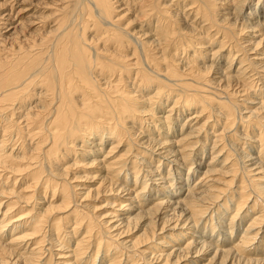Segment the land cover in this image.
<instances>
[{
    "label": "bare ground",
    "instance_id": "obj_1",
    "mask_svg": "<svg viewBox=\"0 0 264 264\" xmlns=\"http://www.w3.org/2000/svg\"><path fill=\"white\" fill-rule=\"evenodd\" d=\"M169 1V5L173 2L182 8L184 17H194L189 24L199 18L200 26L205 27L206 32L225 19L221 14L226 12L221 11L218 17L215 16L219 12H210L212 6L209 1L208 6L206 1L200 0ZM229 1H234V8H239L244 0ZM168 4L165 5L163 0H0V177L4 175L3 171H25L18 191L14 187L16 177L8 185L5 183L9 176L1 178L0 194L9 197L5 201L2 200L3 196L0 197V207H4L0 210V264H93L96 257L99 258L98 264H264V141L260 130L264 129V94L253 91V97L244 101L249 106L241 107L240 111H237L232 98L233 93L245 90L242 87L253 89L257 85L256 78H264L258 74L262 67L264 69V63H261L264 52H257L260 55L257 58H250L249 55L264 40V17L257 24L251 22L253 26L246 24L245 27L239 26L236 32L229 30L237 36L244 29L249 30L246 34L248 38L239 40L236 46L226 45L228 32L219 33L217 48L211 53L213 55L227 46L228 62L241 48L244 50L245 41H253L246 49L249 54L239 57V64L231 75L223 73H227L226 69L221 75L210 78L217 77V82L230 77V80L239 83L245 81L241 89L224 91L228 87L226 85L220 88L212 86L213 91H210L207 89L211 86L206 82L212 84L213 81L194 68L192 57L197 54L196 51L205 49V41L194 43L196 45L192 46L191 51L195 54L188 56L190 60H179L182 63L180 70L177 64L171 68L165 62V52L170 46H175L174 53L181 50V54L188 46H176L183 38L180 34L184 31L175 35L176 23H172L174 21L171 19L170 22L167 17L171 14L166 9ZM261 7L258 9L263 10ZM140 16L145 20L144 25L153 21V26L147 27L148 31L140 30L143 23L136 22ZM218 31L219 28L209 36L206 40L208 44L215 39L212 37L217 38L215 34ZM125 47L129 49V55L122 54ZM126 57L133 62L128 63ZM139 61L143 66L134 68L133 64ZM160 61L163 66L158 69ZM131 65L135 71H132L130 86L143 89L144 86H153L152 79L157 80L152 92L144 97L148 103H153L155 100L152 99L162 95L167 99L170 96L168 87H193L191 93H184L181 100L179 95L175 97L168 105L166 114L156 118L158 126L165 130L162 136L166 137L159 135L153 124L152 129L156 128L154 138L147 133L148 137L143 135L138 141L140 147L157 156L158 162L161 158L180 165L200 153L201 148H197L199 144L202 143L204 147L206 142H211L208 148L205 147L211 155L210 161L201 164L194 160L196 169L186 167V172L191 169V174L200 173V177L196 176L198 178L192 184L187 183L186 178L185 193L176 190L183 186L172 185L183 182L180 173L173 171L171 177L169 168L166 172L156 169L159 167L152 168L144 159L148 157L151 160L150 153L137 150L141 156L135 151L138 154L134 153V158H127L131 152V136L138 132L134 129L129 134V129L134 126H131L134 120L139 122V127L142 121L141 116H137L135 106L138 96H133L137 93L136 89L132 91L130 88L129 91L126 89L128 84H124L127 77H123L124 71L128 72ZM179 78L183 79L181 83L178 82L181 80ZM163 81L169 85L166 90ZM208 105L217 114L212 127L210 113L203 122H198L205 110L209 112ZM190 108L194 109L180 127L172 129L168 136L173 120L182 114L181 111ZM126 120H129V126H126ZM234 121L240 126V137L245 135L247 129H258L256 136L254 134L247 139L256 143L258 148L252 154L236 156L237 162L230 161L231 154L225 147L230 144L225 142L235 136L236 131L231 133ZM209 127L210 130H207ZM93 130L96 133L100 130L97 135H102L106 130L114 138V144L111 142L109 148L98 155L97 149H91L89 143L83 140L84 137L89 138ZM26 137L30 139L28 152L23 150L25 146L22 149L19 147L16 155L11 153L14 145L10 151L4 149L8 140L16 142ZM99 140L101 142L96 144L100 150L102 139ZM124 141L126 144L122 152L118 155L113 152L114 155L110 156L114 146ZM62 161L63 166H58ZM218 163L221 167H215ZM163 164L166 166L168 163ZM84 165L96 167L95 172L103 173L84 175L90 181L92 177L98 178L94 188L81 184L69 185L67 179L63 180L69 167ZM53 170L57 171L56 175ZM129 170L130 174H134L133 183H129L127 178ZM121 173L123 176H120ZM214 173L230 174L228 180H224L214 177ZM147 181L153 184L148 190ZM37 185L40 189L35 188ZM47 191L51 193L49 200ZM35 192L39 196H35L39 201L38 206L32 204ZM100 193H113L114 201L116 198L124 199L117 204L113 201V207L107 212L92 216L84 210L90 206L82 203V200L89 194L97 196ZM79 196L81 201L78 200ZM231 198L236 200L232 203L234 208L228 222L216 219L217 224L212 225L211 222L208 227L204 225L206 233L198 230L207 212L209 216L211 212L221 214V205L226 206V201ZM141 203L148 206L141 207ZM58 209L63 211L61 216L55 214V211H60ZM246 217L243 231L232 236V221L237 219L235 227L241 228ZM154 221L159 224V231L170 226L169 231L157 237L154 245L137 247L140 239H151L156 233ZM137 222L139 225H136ZM130 223H134L131 231L140 232L132 240L122 239L121 236L118 239L121 233L129 229ZM221 232L229 238H222ZM4 233H10L6 239ZM216 235L218 237L214 239ZM45 241L48 247L43 246ZM170 242L176 244L171 245ZM86 250L91 252L88 256L85 255Z\"/></svg>",
    "mask_w": 264,
    "mask_h": 264
},
{
    "label": "rangeland",
    "instance_id": "obj_2",
    "mask_svg": "<svg viewBox=\"0 0 264 264\" xmlns=\"http://www.w3.org/2000/svg\"><path fill=\"white\" fill-rule=\"evenodd\" d=\"M27 2H29V0H26ZM44 1H46V0H44ZM190 0H186L185 2H189ZM197 1V0H196ZM201 2H205L206 1V3H207V6H208V1L210 2L209 3V5L210 6H212L211 7V11L210 12H212V13H216V12H219L218 13V15L217 16H215V17H218V16H220V14H221V11L224 13V12H226V13H224L223 15L221 14V17L223 16V17H225V19L224 20H222L220 23H217V24H214L213 25V27H211L210 29H209V31H205L204 30V28L205 27H203V26H200V24H201V22H199V18H197V19H195L193 22H191V24H189V22L190 21H192L193 19H194V17L192 16V15H189V16H187V17H184L185 15H184V11L182 12L181 11V9L182 8H180L179 6H177V5H175L173 2L171 3V5H169L168 3H170V1L169 0H163V2L165 3V5H166V3L169 5H167L166 6V9L168 10V11H170V15L172 16V14H173V16L171 17L170 15H167V17H168V19L170 20H173L174 22H172V23H176L175 24V26H176V28H175V35L176 34H178L179 32H181L182 33V31H184L182 34H180V35H182V39L178 42V44L176 45L177 47H179V46H182V47H185V46H187V47H185V49H184V52H182V54H181V50H179V52H178V50H177V53H174L175 52V50H174V47L175 46H173V47H171L170 46V48H168L167 50H166V52H165V55H166V60H165V62H166V64H169L170 65V67L171 68H173L174 67V65H176L177 64V68H179L178 70H180V66L182 65V63L179 61V60H188V58H189V60H190V57H188L190 54H195V53H193L191 50H192V46H195L196 44H194V43H197V42H199L200 43V41L201 42H204V46H205V49L204 50H200V49H198V50H200V51H196V53L197 54H195V56L193 55L192 57H193V60H194V68H196V69H198L204 76H206L205 78L206 79H210L212 76H216V75H218V74H222V71H224V70H228L227 71V73H226V71L225 72H223V73H225V74H228V75H231L232 73H233V70H235L236 69V67H237V65L239 64L238 63V60H239V57H241V55H248L249 54V51H246V49L248 48V47H250V45H251V43H252V41H253V39H250L249 40V42H247V41H245L246 43H244L245 44V48H244V50L241 48L240 49V51L237 53V55L234 57V56H231L232 57V60L230 61V62H228V60H229V58H227L226 59V55H227V46H226V49L224 48L222 51H220V50H218V51H215L214 53H213V55H212V53H211V51L213 52V50H216V48H217V39H218V37L220 36V34L219 33H222V32H228V40H227V42H226V45H227V43L228 44H231V45H235L236 46V43H238V41L240 40L241 41V39H242V41L243 40H246V38H248L247 36H246V34H248V29H244V31L242 32V34L241 35H234V34H232L229 30H231V31H233V32H236L237 31V29L239 28V26H244L245 27V25L247 24V25H249V26H253L254 24H251V22L252 23H255V24H257L258 23V21H260L263 17H264V0H244L243 1V4L241 5V7L239 6V8H234V7H236V4H235V2L234 1H229V0H200ZM40 2H41V0H40ZM176 2V1H175ZM47 3V2H46ZM260 6H263V7H261V8H263V10H259L258 8L260 7ZM203 7V6H202ZM204 8V7H203ZM220 8V9H219ZM219 9V10H218ZM216 11V12H215ZM187 12V11H186ZM249 12H252V13H249ZM258 13V14H257ZM40 14H42V13H40ZM47 14V13H46ZM255 14V15H254ZM139 16V15H138ZM228 16V17H227ZM142 18L143 17H138V19H137V21L136 22H140V23H143V26L140 28V30L143 32V31H148V29H147V27L149 26V27H152L153 26V21L152 20H150L149 21V25L148 24H145L144 25V23H145V20H142ZM240 19V20H239ZM78 20V19H77ZM171 20H170V22H171ZM181 20V21H180ZM79 21V20H78ZM199 22V24L197 25V23ZM249 23V24H248ZM230 24V25H229ZM136 25V24H135ZM171 25V24H170ZM246 25V26H247ZM146 27V28H145ZM227 27V28H226ZM137 28H139V26H137ZM145 28V29H144ZM218 28H219V31H218V33H216L215 35H217V38L216 37H212V38H215V39H213L212 41H211V43L210 44H208L207 42H206V40L209 38V36L210 35H212V33H214L215 31H217L218 30ZM147 29V30H146ZM178 31H177V30ZM217 29V30H216ZM201 31V32H200ZM203 33V34H202ZM192 34V35H191ZM184 35V36H183ZM214 35V36H215ZM185 36H186V38H185ZM188 36V37H187ZM185 39V40H184ZM184 41V42H183ZM194 41V42H193ZM197 41V42H196ZM254 41H256V40H254ZM184 43V44H183ZM243 44V45H244ZM247 44V45H246ZM253 45V44H252ZM125 49H127V50H125ZM211 49V50H210ZM123 50H125V51H123ZM129 49L127 48V47H125L124 49H122V54L124 55V54H127V55H129V51H128ZM171 52H170V51ZM208 50V51H207ZM128 51V52H127ZM218 52V53H217ZM243 52V53H242ZM257 52H264V40L262 39L259 43H258V46H256V48H254L253 49V51L252 52H250V58H252L253 56L255 57V58H257V57H259L260 55H258V54H256ZM174 53V54H173ZM137 54H138V52H137ZM180 55H182L181 57H180ZM199 55V56H198ZM215 55V56H214ZM186 56V57H185ZM257 56V57H256ZM178 57V58H177ZM175 58V59H174ZM177 58V59H176ZM195 58V59H194ZM217 59V60H216ZM222 59V60H221ZM126 60H127V62L128 63H131V62H133V60H131L129 57H126ZM168 60V61H167ZM170 60V61H169ZM181 60V61H182ZM191 60H192V58H191ZM214 60V61H213ZM172 61V62H171ZM159 63V62H158ZM160 63H161V61H160ZM158 64V69H161V67L163 66V63H161V64ZM175 63V64H174ZM231 63V64H230ZM261 63H264V61L263 62H261ZM201 64V65H200ZM210 64V65H209ZM228 64H230V66L229 67H226ZM133 66H134V68H139V67H142L143 65L141 64V62L139 61L138 62V64H136V65H134L133 64ZM133 66L131 65V67H130V69H129V71L128 72H125L124 71V74L125 75H123V77H126V82L124 81V84H128V86L127 87H129V88H127L126 87V89L127 90H129L130 88L132 89V91L133 90H135L136 89V91L135 92H137V93H135L133 96H134V98H136L137 96H138V99H136V104H135V106H136V110H137V116L139 117V116H141V118H142V121H141V127H139V125H138V121H135L134 120V122H133V124L131 125V126H133L132 127V129H129L130 130V132H129V134H131V133H133V131H134V129H135V131H138L135 135H133V136H131V139H132V143H131V149H130V151L132 152H130V153H128V155H127V158L129 157H132L133 155H134V153H135V151L136 152H138V151H146L145 149H143L142 147H140L139 145H138V141L141 139V137L143 136V135H146L147 133H148V135H149V137H152V138H154V134L156 133V128L155 129H152V125L153 124H155L156 125V127H157V130H158V132H159V135L161 134V136H162V133L164 134V132H165V130L163 131V129L162 128H160L158 125V122L156 121V118H158L159 116H162V115H164V114H166V109L168 108V105L170 106V104L173 102V99L175 98V97H178V95L180 96V100L185 96V94H188V93H191V90L193 89V87L192 88H189V86H185V85H181L180 87H174V86H171V87H168V88H170L169 90V92H170V96H168L167 97V99H164V97L165 96H159V97H157V98H155V99H152V100H155L153 103L151 102V103H148L146 100H145V98L144 97H146L148 94H150L152 91H151V89H153V86H156L157 84H156V79H152L151 80V83H153V84H151V85H153L152 87H147L146 86V88H145V86L143 87V89H142V87H140V88H138L137 86H135V87H133L134 85H132V86H130V82H132V79H130L132 76H133V73H132V71L134 72L135 71V69L133 68ZM264 66V65H263ZM226 67V68H225ZM259 68H261V67H259ZM214 71H216V72H214ZM129 73V74H128ZM176 73V72H175ZM220 74V75H221ZM258 74L260 75V78L261 77H264V69H263V67L261 68V70L258 72ZM122 77V78H123ZM208 77V78H207ZM214 78V77H213ZM217 77H215L214 79H210V81L212 80L213 81V85L211 84V82L209 83V82H206L207 83V85H209V86H211V88H208L207 90H209V89H211L210 91H213V89H212V86L213 87H218V88H220V87H223V86H226V85H228V87H225L224 88V91H226V90H228V91H230V90H239V89H241L240 87H242V84L245 82H241V83H239V82H237V81H234V80H230L231 79V77L230 78H227V79H225V80H222L221 79V81H219V82H217V81H215V79H216ZM259 78V77H258ZM162 79V78H161ZM179 79H181V78H179ZM218 79V78H217ZM129 80V81H128ZM183 79H181V80H179L178 82L179 83H181L180 81H182ZM128 81V82H127ZM163 82H165V81H163ZM123 84V85H124ZM257 84V85H256ZM162 85H165V87H164V89L166 90L167 89V86H169V85H167L166 84V82L165 83H163ZM247 84H245V86H246ZM255 85L256 86H254V88H255V90H253L252 88H249V90H248V88H244V87H242L243 89H245L244 91H242V92H240V93H233V95H232V98H233V100H234V105L236 106V108H237V111H240V109H241V107H244V106H249V104L248 103H245L246 101H248V100H250V98H252L253 97V93H257V94H259V92L260 93H263L264 94V78L262 79V80H259V79H255ZM145 88V89H144ZM183 88V89H182ZM131 89L129 90V91H131ZM142 89V90H141ZM138 90V91H137ZM140 90V91H139ZM180 90V91H179ZM186 90H188V91H186ZM215 91V90H214ZM216 91H220V90H216ZM248 91V92H247ZM254 91V92H253ZM175 92V93H174ZM253 92V93H252ZM177 93V94H176ZM185 93V94H184ZM140 94V95H139ZM174 94H176V96H174ZM252 95V96H251ZM140 96V97H139ZM166 98V97H165ZM243 98V99H242ZM246 99V100H245ZM145 100V101H144ZM237 100V101H236ZM241 100H243V101H241ZM245 101V102H244ZM143 102V103H142ZM148 105H147V104ZM152 105V106H151ZM138 106V107H137ZM140 106V107H139ZM149 106V107H148ZM234 106V107H235ZM190 107H193V106H190ZM211 106H209L208 105V109H209V112L208 113H206L207 111L205 110V113L202 115V117L199 119V123L200 122H203L204 120H205V118H206V116H207V114H209L210 113V124H211V127L214 125V120L217 118V114L214 112V110H212L211 108H210ZM140 108V109H139ZM151 109V110H150ZM194 108H190L188 111L186 110L185 112L184 111H181L182 112V114H180L178 117H177V119L174 121L173 120V124L171 123L170 124V128L168 129V133H167V135L169 134V132L172 130V129H176V128H179L180 127V124H182V122H184V119H185V117L188 115V113H190V112H192V110H193ZM141 110V111H140ZM215 114H216V116H215ZM219 116V115H218ZM235 116H238V113L236 114L235 113ZM14 117V116H13ZM127 121V124H126V126L129 124L130 125V122H129V120H126ZM198 124V123H197ZM128 125V126H129ZM151 125V126H150ZM172 126V127H171ZM211 127H209V128H207V130H210V128ZM232 130H231V133H232V131H236L235 132V136H233V137H231V141H230V139L229 140H227L228 142H225V144H229L228 146L226 145L225 147H226V150L227 151H229V154H231V156H230V161L231 162H233V160L235 161V162H237V157L236 156H241L242 154H252V152L255 150L256 151V148H258V146H256V143H254V142H250V141H248L247 139L250 137V138H252V136L255 134V136L257 135V132H258V129H257V131H253L252 129H247V131L245 132V135H243L242 137H240V134H239V132H241V130H240V126H239V124H238V122L237 121H234V124L232 125ZM242 129V128H241ZM101 130V129H100ZM100 130H98L97 132L99 133V131ZM215 130H218V127H215ZM262 132V138H263V141H264V129L262 128V129H260ZM243 131H245V130H243ZM161 132V133H160ZM1 133V132H0ZM98 133H96V132H94V130L91 132V134L89 135V138L87 137H84L83 138V140H85V142H88L89 143V146H90V148L91 149H93V150H96V154L98 155V153L99 154H101V153H103L104 151H106L108 148H109V145L111 144V142H113L112 143V145L114 144V138H112V137H110V134H108L107 132H106V130H104V132H103V134L102 135H97ZM236 133H237V135H236ZM92 135H94V136H92ZM148 135H146V137H148ZM101 136V137H100ZM169 136V135H168ZM99 137V138H98ZM162 137H166V136H162ZM112 138V139H111ZM125 138V137H124ZM151 138V139H152ZM234 138V139H233ZM249 138V139H250ZM28 139V140H27ZM99 139H102V144L99 146V148H100V150L98 149V145L96 144V143H98V142H101ZM127 139V138H126ZM24 142H23V141ZM29 138L28 137H26V138H23V139H19L18 141H13V140H8V143H6V145H5V147H4V149L6 150V151H10L11 149H13L14 147V149L12 150V155H16V154H18V148L20 147V149H22L24 146V148H23V150L24 151H29V149L28 148H30V146L28 145V142H29ZM35 140V139H34ZM36 141V140H35ZM79 142V141H78ZM245 142V143H244ZM13 143V144H12ZM233 143V144H232ZM249 143V144H248ZM125 141L124 142H122V143H119L118 144V146L116 145V146H114V150L111 152V153H109L110 154V156H112V155H118L119 153H121L122 151H121V149L125 146ZM13 145H14V147H13ZM137 145V146H136ZM211 145V142L209 141V142H206L205 143V146L203 147V145H202V143L201 144H199V146L197 147L198 149H200L201 148V151H200V153H198L196 156H193L194 158L193 159H189V160H185L184 161V166L183 165H180V164H178V163H175V164H172V163H169V162H167L165 159H161L160 158V162H158L156 159H157V156L156 155H154V154H152V153H150V151H146L145 153H147V154H151V160H149V158L147 157H145L144 159L146 160V161H148L149 162V165L152 167V168H156V167H159V168H156V169H158L160 172L161 171H163V172H166L167 170H168V168H169V172H170V176L172 177V175H174V173L177 171V172H179L180 173V177H181V181H182V179H183V182H181V183H173L172 185H175V186H183V188L182 189H180V188H176V190L177 191H180L181 193L183 192V193H185L184 192V188H186V185H184V183H185V181H186V178L188 179L187 181V183H193L195 180H196V178H198V177H200L199 176V174L198 173H193V174H191V169L192 168H195L196 166H197V163L194 161V160H196L197 162H202L201 164H207V162H209L210 161V153L208 152V147ZM253 146V147H250V146ZM10 146V147H9ZM27 147V148H26ZM108 147V148H107ZM205 147H207V148H205ZM234 147H236V148H234ZM249 148H251V150L249 149ZM138 150V151H137ZM202 151H203V154H202ZM80 151H78V153H79ZM113 152H114V154H113ZM139 153V154H138ZM138 153H135V154H138L139 156H141L142 154L140 153V152H138ZM109 154H107V155H109ZM130 154V155H129ZM225 155V154H224ZM73 157V156H72ZM217 158L219 157V156H216ZM124 158H126V156L124 157ZM126 158V159H127ZM128 158V159H129ZM132 158H134V157H132ZM155 158V159H154ZM242 158V157H241ZM78 159H79V157H78ZM123 159V158H122ZM220 159H222V157L220 156L219 157V160ZM134 160V159H133ZM239 161V160H238ZM137 162V159L135 160V163ZM62 163H64L63 161L62 162H60V164H62ZM163 163H168L166 166H165V164H163ZM199 163V164H200ZM60 164H58V166H60V167H62L63 166V164L62 165H60ZM221 164L220 163H218V165H215V167H219ZM169 166V167H168ZM190 167L191 166V169L188 171V172H186V167ZM207 166H211V165H207ZM128 167V166H127ZM221 167V166H220ZM238 167V166H237ZM69 170H67L68 172H67V175H65V176H63V180L65 179H67V181H69V185H75V184H81L82 186H87V187H91V188H94L95 186H96V181L98 180V178H96V177H92V180L90 181V178H87L86 179V177H84V175H86V176H93V174H95V173H97V174H103L102 172H95L94 170H97L96 169V167H88L87 165H84L83 167L82 166H78V167H69L68 168ZM196 169V168H195ZM126 170V168L124 169V171ZM202 170H204V168L202 169ZM224 170V169H223ZM21 171V172H20ZM20 171H18V172H15V173H11L9 170L6 172V171H3L2 172V174H4L3 176H1L0 177V182H1V180L4 178V176L5 175H7V176H9L8 177V182H7V184L5 183V185H8L9 183L10 184H12L13 183V177H16L14 180H16V182H15V185H14V187H15V189L18 191V190H20V188H21V186L20 185H22V178H21V176L23 175L24 176V173H25V171L23 172L22 170H20ZM56 170H53V173L55 172ZM93 171V172H92ZM173 171H174V173H173ZM57 172V171H56ZM56 172H55V174L54 175H56ZM129 172V175H127V178H128V181H129V183L131 182V183H133V175L134 174H130L131 172H130V170L128 171ZM86 173V174H85ZM172 173V174H171ZM1 174V175H2ZM43 174H45V173H43ZM91 174V175H90ZM220 173H214L213 175H214V177L216 176V177H220V178H223L224 180H226V178H227V180H228V178H229V175L228 174H230V173H228L227 175H219ZM241 175V174H240ZM68 176V177H67ZM74 178H72V177ZM83 176V177H82ZM120 176H123V173H121L120 174ZM196 176H198V177H196ZM238 176H239V174H238ZM20 177V178H19ZM42 177H43V175H42ZM61 178H62V176H60ZM2 178V179H1ZM94 178V179H93ZM222 180V179H221ZM220 180V181H221ZM117 182H119V181H117ZM122 182V181H121ZM148 183H147V185H146V190H148L149 188H151L152 187V183H150L149 181H147ZM21 183V184H20ZM140 182H138V184H139ZM158 183V182H157ZM186 183V184H187ZM137 184V185H138ZM89 185V186H88ZM233 185V183H231L230 184V186H232ZM19 186V187H18ZM107 186V185H106ZM148 186H150V187H148ZM112 187V186H111ZM35 188H39V186L37 185ZM108 188V187H107ZM40 189V188H39ZM33 190H35V189H33ZM33 190H31V191H33ZM37 191H38V189H36ZM77 191V190H76ZM81 191H83V190H81ZM26 192H28V191H24V193H26ZM38 193V192H37ZM37 193L35 192L34 193V195H33V201H32V204H34V203H36L35 205L36 206H38L37 205V202H39V201H36L37 200V198L36 197H39L38 195H37ZM40 194V193H39ZM1 195V194H0ZM5 195H7V194H4V196L3 195H1L0 197H2V200L3 201H5L8 197H9V195L8 196H5ZM46 195H47V200H49L50 199V197H51V193L50 192H48L47 191V193H46ZM113 195V193H110V194H105V195H102L101 193L100 194H98L97 196H95L94 194H89L88 195V197L86 198V199H83L82 200V203H86L87 205H89L90 207L89 208H87L88 206H86V208H87V210L86 209H84L85 211H87L89 214H92V216L94 215V216H97V214H99V213H104L106 210H109V209H111L112 207H113V205L111 206V204H113V201H114V199L112 198V197H114V196H112ZM12 196V195H11ZM36 196V197H35ZM95 196V197H94ZM79 199V201H81V196H79L78 197ZM97 199V200H96ZM124 198H116V201H114V204H117V203H120V200H123ZM38 200H40V199H38ZM149 200H150V198H149ZM236 200V198L235 199H228L226 202V206H224L223 207V205L224 204H222L221 205V209H220V211H221V214L220 213H216V212H211V217L206 213V217L204 218V221L202 222L203 224H201L199 227V229L198 230H200V231H204V227L206 226V227H208L209 226V224L212 222V225H215V224H217L216 223V219H221L220 221H223L224 222V220H225V222L224 223H226V222H228V220H229V216H230V214H232V212H233V208H234V204H232V203H234V201ZM43 201V200H42ZM56 201V200H55ZM57 202H58V200H57ZM131 202V205L133 204V202L132 201H130ZM220 202L221 201H219V204H220ZM249 202V201H248ZM262 202V201H261ZM124 203H127L126 201L124 202ZM129 203V202H128ZM264 203V200H263V202H262V204ZM104 206H103V205ZM108 204H110V205H108ZM22 206H24V207H26V205H24L23 203L21 204ZM125 205V204H124ZM232 205V206H231ZM264 205V204H263ZM91 206H94V208H92ZM102 206V207H101ZM111 206V207H110ZM133 206H135V204H133ZM140 206L141 207H146V206H148V205H142V203L140 204ZM127 207V206H126ZM114 208H116V205H114ZM117 208H118V206H117ZM125 208V206H123V209ZM226 208V209H225ZM4 209V207L3 206H1L0 207V210H3ZM15 209V208H14ZM60 209H62V208H60ZM60 209H58V210H60ZM93 210V212H92V210ZM126 209V208H125ZM16 211H18V209H15ZM34 211V210H33ZM84 211V212H85ZM121 210H118V212H120ZM217 211H219V209L217 210ZM61 212H63V211H59L58 213H57V211H55V214H57V216H61L62 215V213ZM107 212V211H106ZM224 212V213H223ZM177 214H178V211H177ZM182 215V214H181ZM181 215L179 216L180 217V219H183L184 217H183V215H182V217H181ZM223 215V216H222ZM177 216V218L176 219H178V222H180L181 220L179 219V217ZM209 216V217H208ZM1 217V216H0ZM102 219V218H101ZM247 220V217L246 218H244V220H243V223H241V228L239 227V228H237L236 229V227H235V222H236V220L237 219H235V220H233L232 221V223L230 224V227H233V230L231 231V235L232 236H236V235H238L239 233H241L242 231H243V229H244V225H245V223L247 222L246 220ZM238 221V220H237ZM246 221V222H245ZM155 222V224L153 225V228L155 229V232L156 233H154V236L150 239V238H146V239H140V246L138 245L137 247H144V246H146V245H154V241L156 240V238L157 237H160L161 235H162V233H167V231H169L168 230V228L170 227V226H166V227H163L162 229H161V231H159V224H157V222L156 221H154ZM160 222V221H159ZM131 225L129 226V229L130 228H132L133 227V225H134V223H130ZM136 225H139V222H137V224ZM205 225V226H204ZM232 225V226H231ZM229 226V225H228ZM136 227H138V226H136ZM135 227V228H136ZM66 229H69V228H66ZM127 230L125 233H123L124 234V236H123V234L121 233L117 238L119 239V237L121 236V238L122 239H131L133 236L135 237L136 236V234L138 233V232H140V231H131V230H133V228L132 229H130V230ZM222 229H224V227L222 226ZM206 231V230H205ZM204 231V232H205ZM6 232V231H5ZM115 232V231H114ZM157 232H159V233H157ZM208 232V231H207ZM206 233V232H205ZM220 233V232H219ZM222 233H224V232H221V236H222V238H229L228 236L226 237V235H224V234H222ZM5 234V239L7 238V236L10 234V233H4ZM3 234V235H4ZM229 234V235H230ZM263 233L261 232V234L260 235H262ZM64 235V234H63ZM141 236H142V234H141ZM218 236L216 235L215 236V238L214 239H216ZM62 238V237H61ZM120 238V239H121ZM257 238V237H256ZM72 239V238H71ZM71 239H70V243H71ZM166 239V241L168 240L167 238H165ZM258 240L260 239V237L259 238H257ZM132 240V239H131ZM262 240H263V237H262ZM142 241V242H141ZM255 241H256V239H255ZM148 242V243H147ZM142 243H144V244H142ZM147 243V244H146ZM171 243V245H174V244H176L175 242H170ZM218 243V242H217ZM214 244V243H213ZM137 245V244H136ZM43 246L44 247H48L47 246V241H45L44 243H43ZM22 248H23V246H22ZM21 248V251L23 250ZM164 249H166V247H164ZM167 251L169 250V249H166ZM165 250V251H166ZM89 252V253H88ZM46 253H47V251H46ZM46 253H44V255H43V257L45 256V254ZM91 252L89 251V250H86V253H85V255L86 256H88L89 254H90ZM98 260H99V258L98 257H96V259H95V261H94V263L93 264H98ZM150 263L151 262H155V260H148ZM226 263V262H225ZM224 263V264H225ZM91 264V263H90ZM153 264V263H152Z\"/></svg>",
    "mask_w": 264,
    "mask_h": 264
}]
</instances>
